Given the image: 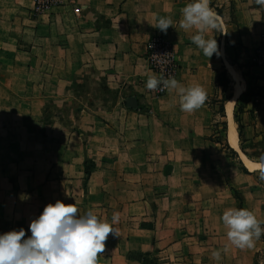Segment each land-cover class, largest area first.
Returning <instances> with one entry per match:
<instances>
[{
  "label": "rangeland",
  "instance_id": "rangeland-1",
  "mask_svg": "<svg viewBox=\"0 0 264 264\" xmlns=\"http://www.w3.org/2000/svg\"><path fill=\"white\" fill-rule=\"evenodd\" d=\"M114 1L0 0V234L23 228L30 235V221L59 200L109 223L119 214L117 236L109 235L98 264H264V236L235 248L221 221L239 197L264 225V181L243 159L255 163L264 152V132L253 135L244 111L256 92L253 73L238 60L245 54L236 42L244 0H210L222 54L213 55L205 156L192 153L193 146L204 149L199 139L154 122L137 125L125 109L139 108L132 97L108 90L114 80L86 66L90 14L83 12L90 5L100 13ZM176 61L179 69L177 53ZM230 70L250 85L232 107L240 138L234 152L225 147L224 102L237 91ZM163 95L146 89L142 97L153 105Z\"/></svg>",
  "mask_w": 264,
  "mask_h": 264
},
{
  "label": "crops",
  "instance_id": "crops-1",
  "mask_svg": "<svg viewBox=\"0 0 264 264\" xmlns=\"http://www.w3.org/2000/svg\"><path fill=\"white\" fill-rule=\"evenodd\" d=\"M183 7L185 6L176 0H116L111 3H102L101 12L98 13L89 5L83 12V15L90 14V18L87 19L90 32L88 37L84 31L82 33L87 37L82 55L88 57L89 63L86 66H92L106 79L114 80V83L106 82L108 90L118 88L125 97H132L128 99L130 103L138 104L139 108L134 112L125 107L132 114L137 125L154 122L158 129L170 130L180 138L199 139L204 144V149L193 146L192 153L205 156V148H209L210 143L207 133L210 122L207 100L213 91L215 59L211 57L208 60L191 43L192 31L186 32L179 28L178 21L182 18ZM240 9L242 17H239L240 25L236 34L238 39L236 42L244 47L245 54L238 60L244 61L253 73L256 90L252 101L248 102L244 111L248 113L250 126L255 135L264 132V69L254 66L249 61V55L264 33V10L255 5L254 0H244L240 4ZM158 17H170L173 20V25L168 28L166 34L154 27ZM226 33L225 31L221 45L225 42L227 45L228 34ZM205 35L207 38H212L214 32L209 31ZM156 36H160L176 50L179 69L175 79L186 87L199 85L204 89L206 101L195 112H182L175 92L166 91L153 105L142 97L145 95L146 88L140 80L155 75L148 65L146 53L149 40ZM243 82L244 90L240 92L241 86L237 84L236 93L233 92L225 100L224 107L227 101L234 96H236L235 100L247 98L250 85L244 80ZM238 91L239 94L236 95ZM245 102L243 101V104ZM239 142L240 138L237 134V145ZM228 145L233 148L229 139Z\"/></svg>",
  "mask_w": 264,
  "mask_h": 264
},
{
  "label": "clouds",
  "instance_id": "clouds-1",
  "mask_svg": "<svg viewBox=\"0 0 264 264\" xmlns=\"http://www.w3.org/2000/svg\"><path fill=\"white\" fill-rule=\"evenodd\" d=\"M254 3L264 10V0H254ZM181 16L179 28L193 32L191 43L208 60L213 55L219 57L222 53L217 40L205 35L220 28L210 0H190L183 7ZM172 25V18L158 17L154 27L166 34ZM145 87L150 91L175 92L179 108L185 113L200 109L207 98L201 86L186 87L174 77L163 75L148 77ZM252 167L258 173V179L264 181V152ZM111 219V223L101 220L91 210L81 213L74 204L66 205L59 200L49 203L30 221V235L26 236L23 228L0 234V264H98L109 235L117 236L113 225L119 222V214L114 213ZM221 221L227 229L228 242L235 248H251L264 236V225L248 209L229 208L223 212ZM212 257L219 261L221 252L214 251Z\"/></svg>",
  "mask_w": 264,
  "mask_h": 264
},
{
  "label": "built area",
  "instance_id": "built-area-1",
  "mask_svg": "<svg viewBox=\"0 0 264 264\" xmlns=\"http://www.w3.org/2000/svg\"><path fill=\"white\" fill-rule=\"evenodd\" d=\"M146 59L150 69L157 75H163L165 78L176 76L177 61L173 46L164 41L160 36L149 40L147 44ZM249 61L257 67L264 69V33L260 42L251 49ZM167 90L154 91L157 95H163Z\"/></svg>",
  "mask_w": 264,
  "mask_h": 264
},
{
  "label": "bare ground",
  "instance_id": "bare-ground-1",
  "mask_svg": "<svg viewBox=\"0 0 264 264\" xmlns=\"http://www.w3.org/2000/svg\"><path fill=\"white\" fill-rule=\"evenodd\" d=\"M230 71H231V73H230L231 77L237 82V84H240V86H241L240 92H242L244 90V88H245V84H244L240 74L237 73L235 70H230ZM238 94H239V91L237 92L236 95H238ZM235 99H236V96H234L231 99H229L227 101V103L225 104V109H226V112H227V114L229 116V132H228L229 143L234 149H238V145H237V131H236L235 125H234V123L232 122V119H231L232 107H233ZM243 159H244V162H245L244 165H246L249 170L253 169L252 166H253L254 162H251L250 160H248L245 157H243Z\"/></svg>",
  "mask_w": 264,
  "mask_h": 264
},
{
  "label": "trees",
  "instance_id": "trees-1",
  "mask_svg": "<svg viewBox=\"0 0 264 264\" xmlns=\"http://www.w3.org/2000/svg\"><path fill=\"white\" fill-rule=\"evenodd\" d=\"M227 84H228V81L226 82V85H227ZM225 100H226V98H225ZM225 147H226V149H228V150L234 152V151L231 149V147L228 145V143L225 144ZM244 172H246V171H244ZM237 199H238V201H239V206H238V208L246 209V207H245L244 203L242 202V200H241L239 197H237Z\"/></svg>",
  "mask_w": 264,
  "mask_h": 264
}]
</instances>
